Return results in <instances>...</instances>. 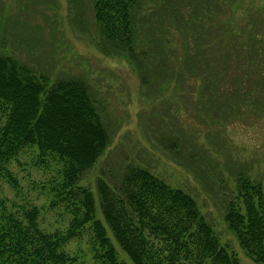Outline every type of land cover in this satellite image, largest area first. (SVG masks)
Listing matches in <instances>:
<instances>
[{"label": "trees", "instance_id": "1", "mask_svg": "<svg viewBox=\"0 0 264 264\" xmlns=\"http://www.w3.org/2000/svg\"><path fill=\"white\" fill-rule=\"evenodd\" d=\"M89 1L100 49L107 55L127 58L144 87L157 84L161 89L165 83L162 74L171 72L173 76L177 72L162 69L170 67L172 57L167 53L176 48L172 42L162 41L163 35H155L154 26L145 27L148 22L142 25L144 1ZM244 1L189 2L192 10L186 28L180 27L184 30L180 51L189 62H183L182 67L190 79L203 80L207 90L202 97L208 98L205 105L215 112L222 113L225 107V114L249 112L261 118L264 23L259 29L253 16L254 3L242 7ZM218 8L232 11V17L218 20ZM180 72V77L176 76L183 80ZM229 73L233 75V101L224 104L218 99L225 93L218 96L217 86ZM0 114L4 120L0 126V169L5 171L26 148H36L47 169L53 163L60 167L59 179L51 186L55 196L51 206L62 203L71 214L65 230L52 233L38 227L37 207L25 211L27 226L3 208L0 264H84L65 248L86 231L92 232L94 260L103 264H127L120 260L112 239L132 264H241L201 213L197 200L148 167L128 164L117 175L109 173V179L107 173L97 177V207L93 191L81 182L106 154L112 135L97 99L83 80H53L0 52ZM5 172L16 185L11 173ZM235 184L224 221L245 253L264 264V185L242 172Z\"/></svg>", "mask_w": 264, "mask_h": 264}, {"label": "rangeland", "instance_id": "2", "mask_svg": "<svg viewBox=\"0 0 264 264\" xmlns=\"http://www.w3.org/2000/svg\"><path fill=\"white\" fill-rule=\"evenodd\" d=\"M143 1L142 25L148 22L145 27L154 26L155 35H163L162 41L172 42L177 49L167 53L172 57L170 67L162 68L177 72L173 76L171 72L162 74L165 83L161 89L157 84L144 87L127 58L107 55L100 49L89 0H0V52L53 80L77 78L88 84L112 135L106 154L81 182L93 191L97 207V177L107 173L109 179V173L117 175L128 164L148 167L197 200L201 213L215 227L222 242L229 244L241 264H258L228 229L224 211L241 172L264 185V116L256 118L249 112L225 114V107L222 113H216L205 105L208 98L202 97L207 90L203 80L190 79L187 69L182 67L187 59L180 51L184 38L180 27L186 28L191 0ZM251 2L255 5V23L263 29L264 0H245L242 7ZM220 10L216 13L220 14L218 20L232 17V11ZM157 56L158 53L154 57ZM179 70L184 76L180 81ZM232 80L229 73L223 78L224 83L217 86V95L225 93L219 102L233 101L230 99L234 93ZM3 123L0 114V126ZM42 163L41 153L30 147L11 160L5 171L11 173L16 185L0 169V214L6 208L27 226L26 212L37 207L38 227L55 233L65 230L71 214L62 203L51 206L55 200L51 186L59 179L60 167L53 163L47 169ZM98 216L102 219L100 213ZM108 234L112 237L110 231ZM112 240L120 260L132 264ZM92 244V232L86 231L65 249L79 256L84 264H103L94 260Z\"/></svg>", "mask_w": 264, "mask_h": 264}]
</instances>
